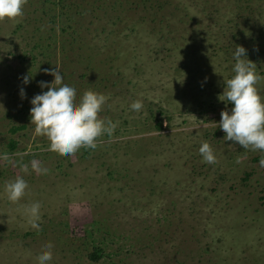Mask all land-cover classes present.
<instances>
[{
	"label": "rangeland",
	"instance_id": "rangeland-1",
	"mask_svg": "<svg viewBox=\"0 0 264 264\" xmlns=\"http://www.w3.org/2000/svg\"><path fill=\"white\" fill-rule=\"evenodd\" d=\"M22 13L0 20V264H39L46 242L49 264H264V167L251 159L264 152L216 128L235 46L264 97V0H25ZM55 66L77 99L108 97L98 115L116 127L95 149L48 151L30 123L29 100ZM18 176L27 188L12 202L5 184Z\"/></svg>",
	"mask_w": 264,
	"mask_h": 264
},
{
	"label": "clouds",
	"instance_id": "clouds-1",
	"mask_svg": "<svg viewBox=\"0 0 264 264\" xmlns=\"http://www.w3.org/2000/svg\"><path fill=\"white\" fill-rule=\"evenodd\" d=\"M25 0H0V20L15 19L22 16V5ZM234 63L232 75L224 83L222 98L231 107L220 112L219 127L224 133V140L238 144L244 149L264 152V97H261L257 82L261 79L256 71V65L246 57L243 46L237 45L232 52ZM53 76L48 81H38L42 90L34 94L29 103L30 123L34 125L37 134L47 137L48 151L71 155L79 148L95 149L97 138L101 135H111L116 124L108 118L99 117L102 106L108 97L91 89L85 90L77 99V89L71 82L66 81L57 66L45 69ZM31 75L24 76L22 83L27 85ZM47 89L43 91V89ZM21 99L25 97L23 88L19 89ZM227 102V103H226ZM141 101H133L129 108L140 111ZM198 153L202 161L215 163V154L207 141H202ZM0 160L8 161L7 153H0ZM264 167V159L259 161ZM31 167L41 174L46 168H41L38 161H32ZM27 182L20 176L5 184L7 198L18 201L25 193ZM39 202H33L27 209L31 216V226L39 230L36 221L39 220ZM50 242L44 244V250L38 253L39 264H49L52 260Z\"/></svg>",
	"mask_w": 264,
	"mask_h": 264
},
{
	"label": "trees",
	"instance_id": "trees-1",
	"mask_svg": "<svg viewBox=\"0 0 264 264\" xmlns=\"http://www.w3.org/2000/svg\"><path fill=\"white\" fill-rule=\"evenodd\" d=\"M135 5V7H137V8H140V9H143V8H145V6H146V3H142L141 1H139V2H137V3H135L134 4ZM158 124L159 123H157L156 124V126H158ZM155 129H157L158 130V128L157 127H155ZM238 151H240V149L238 148ZM240 152H242V157H243V155H244V153H243V151H240ZM252 159V161H258V160H262V159H264V154H259V155H257V156H255V157H252L251 158ZM252 171L250 170V171H244L242 174V179H246V178H248L249 176H251L252 175ZM201 174V173H200ZM219 186L221 187V190H223L224 188H225V186H224V184L222 183V185H220L219 184ZM233 195V194H232ZM236 208V207H235ZM238 210H240L239 209V207H237V209L234 211V213H233V215L231 216V220H234V221H236V222H239V221H241L242 220V218L243 217H245V216H240L238 219L237 218H235V215H236V213L238 212ZM229 213H230V211L229 210H227V212H226V215H229ZM224 217H228L229 218V216H225L224 215ZM223 220H225V219H223ZM224 228H226L225 226H223ZM227 232H229L230 233V230L228 229V231ZM99 250V249H98ZM98 255V253H97V250H94L91 254H88V258H90V259H97V256Z\"/></svg>",
	"mask_w": 264,
	"mask_h": 264
},
{
	"label": "crops",
	"instance_id": "crops-1",
	"mask_svg": "<svg viewBox=\"0 0 264 264\" xmlns=\"http://www.w3.org/2000/svg\"><path fill=\"white\" fill-rule=\"evenodd\" d=\"M255 244H256V243H254L253 246H254ZM262 247L264 248V246H261V244H259V245L257 246V248H262Z\"/></svg>",
	"mask_w": 264,
	"mask_h": 264
}]
</instances>
